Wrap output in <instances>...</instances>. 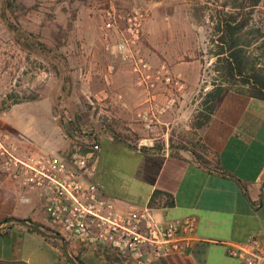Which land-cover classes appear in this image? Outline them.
<instances>
[{
  "label": "crops",
  "instance_id": "0c3cea01",
  "mask_svg": "<svg viewBox=\"0 0 264 264\" xmlns=\"http://www.w3.org/2000/svg\"><path fill=\"white\" fill-rule=\"evenodd\" d=\"M120 1L123 0H105L104 5H118ZM84 26L78 33L81 38L88 33L86 24ZM97 46L85 48L84 69L97 65L100 53L107 56L100 45ZM146 57L152 66L160 64L153 54ZM106 68L99 79L92 78L101 82L102 90L86 95V99L90 104L94 100L106 105L107 116L133 115L144 102V92L136 87L134 77L120 64L114 66L110 74H106ZM170 71L173 74L171 68ZM85 78L87 83L90 79L87 75ZM187 78L188 81L182 79L183 90L177 95L176 105L160 118L157 126L165 137L160 144L161 151L141 152L142 147L151 148L157 142L146 138L144 132L136 128L129 130L139 134L136 146L118 135L102 137L98 139L99 149L95 154L96 170L90 178L100 184L102 194L114 201L121 211L149 203L162 220L196 217V238L187 251L161 256L148 264H245L230 256L228 249L250 237L258 239L264 249V101L227 90L209 123L202 129L190 127L191 149L180 150L177 146L181 141H175L172 134V138L167 136L171 131L176 132L173 131L175 123L190 114V107L184 104L197 79L189 74ZM211 88L206 89V93ZM106 154H112L117 162L125 164L121 168L112 167L124 181L120 193L109 190ZM4 180L6 178L0 175V185L10 186L12 193H18L16 183H4ZM23 198H26L24 192L10 208L0 211V264H71L65 260L64 252L65 257L55 244L45 240L46 236L16 222L3 224L8 219L29 220L45 234L49 233L44 229L53 230L39 204L34 199L24 204ZM60 236L76 264H136L131 257L121 256L106 246L83 247ZM57 243L61 246L59 241ZM86 255L90 259L84 262Z\"/></svg>",
  "mask_w": 264,
  "mask_h": 264
},
{
  "label": "rangeland",
  "instance_id": "374dc122",
  "mask_svg": "<svg viewBox=\"0 0 264 264\" xmlns=\"http://www.w3.org/2000/svg\"><path fill=\"white\" fill-rule=\"evenodd\" d=\"M104 1L15 0L22 7L15 11L12 20H16L23 32L41 35L48 45H53V33L59 27L66 32L62 40L65 46L60 50L66 59L65 65H60L57 60L50 59L49 62L22 52L14 42V33L0 20V132L8 134L16 144L34 155L59 156L66 160L74 155H84L82 150L87 149L84 141H89L88 134L91 133L95 135L96 142L105 136L118 135L133 146L137 145L139 134L130 132L131 128L143 131L148 139L156 140L154 145L157 147L161 146L165 138L160 130L153 133L146 131L135 116L136 110L133 115L125 118L107 116L106 105L97 104L94 100L90 104L85 97L102 90L101 82L92 78L99 79L107 65L119 67L117 62L111 61L110 56L106 54L107 58L103 53L99 54V63L94 67L84 69L82 64L85 61V48L99 44L97 11L103 7ZM126 1L114 5L124 10L148 11L142 39L145 54H153L156 63L166 64L174 75L185 81H188V74L197 79L196 85H193L195 89L184 104L190 107V114L175 123L173 131L176 132L171 131L167 136L169 138L172 134L175 141H181L178 142V149H191L188 142L190 127H194V116L201 110L203 94L215 79L213 23L221 10L232 11L234 0ZM225 2L229 4L223 7ZM68 23H71L69 28ZM85 24L88 33L85 32L87 35L81 38L78 33L85 29ZM252 24L264 29V2L256 8ZM251 49L252 54L259 55L260 51ZM260 60L263 63V58ZM106 74H110L107 68ZM85 75L93 82L87 80L86 83ZM230 90L238 92L241 88ZM10 95L19 99L28 96L36 99L13 105L8 98ZM4 107L7 109L3 110ZM61 120L62 127H59ZM73 125L77 126L76 131ZM115 162L112 154H106L109 190L120 193L124 181L119 179L120 175L115 174L112 167L121 168L125 164L117 162V165ZM8 181L13 182L6 178L4 183ZM4 185H0V211L10 208L23 192L17 188L18 193H12L10 186ZM88 256L84 257V262L90 259Z\"/></svg>",
  "mask_w": 264,
  "mask_h": 264
},
{
  "label": "built area",
  "instance_id": "2783aa9c",
  "mask_svg": "<svg viewBox=\"0 0 264 264\" xmlns=\"http://www.w3.org/2000/svg\"><path fill=\"white\" fill-rule=\"evenodd\" d=\"M97 36L102 51L124 67L145 99L135 116L148 132H155L160 118L171 112L182 79L162 63L152 66L142 47L143 30L149 17L143 9L124 10L110 3L97 11ZM114 70L110 65L108 71ZM162 97V99H159ZM87 149L98 144L88 134ZM96 170L95 153L37 156L0 132V175L16 183L26 198L34 199L43 210L50 227L83 247L106 246L136 264H148L172 253L184 252L195 241L197 219L186 216L173 220L157 218L146 203L127 211L102 194L99 183L91 180ZM230 256L245 264H263L264 249L258 239L229 247Z\"/></svg>",
  "mask_w": 264,
  "mask_h": 264
},
{
  "label": "trees",
  "instance_id": "16d2710c",
  "mask_svg": "<svg viewBox=\"0 0 264 264\" xmlns=\"http://www.w3.org/2000/svg\"><path fill=\"white\" fill-rule=\"evenodd\" d=\"M205 1L209 2L210 0ZM233 2L232 11L221 10L213 23L212 45L214 50L212 55L215 58L213 63L215 79L211 83V90L202 98L201 110L194 116L193 126L196 129H202L209 123L222 95L231 88L239 87L241 90L238 93L264 101V65H262L264 63V29L252 24L256 8L264 0H234ZM228 4L225 2L223 7ZM21 7L15 3V0H1L0 2V20L10 32L14 33L15 44L27 55L33 54L49 62H51L50 59L57 60L60 65H65L66 59L60 50L65 46L62 40L66 36V32L59 27L53 33V45L45 43L41 35L37 33L23 32L16 20H12L15 11ZM70 26L71 23H68L67 28ZM251 48L260 51L259 55L252 54ZM260 58H263V63H261ZM8 98L10 101L12 100L13 105L36 99V97L29 96L19 99L14 95H10ZM6 109L7 107L3 108V110ZM62 122V120L59 122V127H62ZM72 128L74 131L77 130L76 125H73ZM91 134L93 137L95 136L93 133ZM98 149L99 143L89 149L82 150V154L90 151L96 154ZM161 149V147L154 145L151 148L142 147L140 151L154 154L159 153ZM28 230L34 232L31 229ZM44 230L47 233L58 235L56 231ZM44 238L55 244L63 254V250L57 241L47 236ZM65 260L68 262L66 257Z\"/></svg>",
  "mask_w": 264,
  "mask_h": 264
},
{
  "label": "water",
  "instance_id": "95a60500",
  "mask_svg": "<svg viewBox=\"0 0 264 264\" xmlns=\"http://www.w3.org/2000/svg\"><path fill=\"white\" fill-rule=\"evenodd\" d=\"M9 222L19 223L20 225H23L24 227H26L28 229H31V230L35 231L36 233L42 234L44 236H47L50 239L59 241L60 244H61L62 250H63L65 256L67 257V259L70 261L71 264H76L75 261L72 259V257L68 253L65 240L59 234L58 235L57 234H45L38 226L33 225V224L29 223V222H26L25 220L8 219L3 224L9 223Z\"/></svg>",
  "mask_w": 264,
  "mask_h": 264
}]
</instances>
